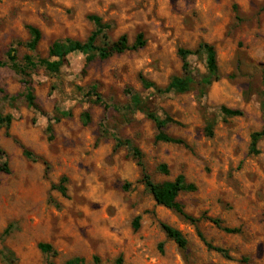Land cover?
<instances>
[{"label":"rangeland","instance_id":"1","mask_svg":"<svg viewBox=\"0 0 264 264\" xmlns=\"http://www.w3.org/2000/svg\"><path fill=\"white\" fill-rule=\"evenodd\" d=\"M90 16L107 27L97 46L112 49L126 37L132 48L142 34L145 47L89 63L72 53L59 73L39 68L29 79L0 67V114L12 118L0 126L10 169L0 173V264H264V139L251 153L252 135L264 129V0H0V63L12 48L20 65L26 55L57 61L49 58L53 43L86 42ZM28 26L42 32L35 51ZM201 44L214 47L220 74L206 89ZM180 49L193 53L194 83L183 94L163 93L185 75ZM29 86L39 109L29 104ZM224 107L242 115L226 116ZM149 114L184 145L157 142ZM117 140L139 149L143 168ZM144 170L164 187L183 175L196 187L180 193L184 210L239 232L204 219L195 227L159 206ZM163 224L183 234L185 249Z\"/></svg>","mask_w":264,"mask_h":264},{"label":"trees","instance_id":"2","mask_svg":"<svg viewBox=\"0 0 264 264\" xmlns=\"http://www.w3.org/2000/svg\"><path fill=\"white\" fill-rule=\"evenodd\" d=\"M89 19L94 23L95 28L86 42L82 43L79 41H73L67 39L64 41H57L53 43V45L49 50V58H55L57 59V61L51 62L50 60L47 59H37L32 55H26L23 59V64L20 65L17 62L16 50L12 48L7 54L8 62L0 63V67L8 66L12 70L17 72L20 76L29 79L30 74L39 68H44L50 74L59 73L61 67L63 66L66 60V57L72 53L81 52L85 54L87 56V62L89 63L95 60L96 58H99L101 60H106L114 53H123L129 49L136 50L145 47V41L143 40L144 36L142 34L137 36L136 43L132 48L127 47L126 37H122L119 43L115 45L114 48L112 49H109L107 46L99 47L97 46V42L101 38L106 39L107 27L103 23V20L98 16H90ZM27 29L31 37L30 43L28 44L29 48L31 51H35L42 40V32L34 26H28ZM199 52H201L205 56L206 69H207L206 76L203 78V80L200 82L199 85H201L203 89H206L209 88L213 83L217 82L220 78L218 62H217V54L214 47L209 44H201L199 46ZM178 54L182 59L183 71L185 75L184 77L181 76L173 77L169 82V84L167 85V87L164 90H161L163 91V93L168 94L175 92V93L183 94L188 92L191 89L192 84L194 83V80L191 77L189 63H188V58L193 53L185 49H180L178 51ZM28 92L30 93L29 95L30 106L39 109L35 102L33 89L31 86L28 87ZM96 97H97V101H101V98L98 95H96ZM222 111L226 116H230V117H237L242 115V112L239 110H232L225 107L222 108ZM62 116L68 118L71 117V114L68 112H64L62 113ZM148 117L157 126L158 129V134L156 136L157 142L166 143V144L184 145V141H182L181 139L173 138L165 133L164 129L166 126V122L161 121L153 114H149ZM81 119L84 125H88L90 123L89 113L87 112L84 113L81 116ZM59 120H60L59 118L56 119L57 122ZM11 122H12L11 116L3 117L0 114V126L9 127L11 125ZM48 130L51 132L52 127L50 126ZM262 139H264V129L261 132L252 135L251 153L253 154L259 153L257 147H258V143ZM122 147H127L130 150L133 158L136 160L138 166L143 168L142 155L139 149L136 148L130 141L123 142L121 140H117L116 149ZM25 153L26 155L31 157V154L28 151H25ZM159 171L166 175L169 174V170L166 165H161L159 167ZM0 173H5V174L10 173L9 164L6 159V155L1 149H0ZM143 181L149 192L152 194L155 202L159 206H163L167 209L173 210L193 226L198 227L199 222L204 219L216 225L227 234H234L239 232V230L237 229H229L223 227V223L220 219H214L206 216H201L199 218H196L188 214L184 210V207L178 202V197L180 193L195 192L196 187L193 184L187 183L183 175H179L173 183H170L169 185L164 187L159 184H156L153 181L152 177L144 170ZM66 182L67 180L63 178L61 182L62 185L59 188L60 192L64 196L66 195V188L63 186V184H65ZM138 222H139V218L136 219L134 224L136 230L139 228ZM162 228L166 236L172 241H174L180 248L185 249L187 247V240L179 230L166 224H163ZM198 236L209 250L220 253L226 259H230L227 250L212 246L210 243L206 241L204 236L199 231H198ZM39 249L44 253H49L50 251H52V247L46 244H40ZM66 264H85V261L82 258H76L68 261Z\"/></svg>","mask_w":264,"mask_h":264}]
</instances>
